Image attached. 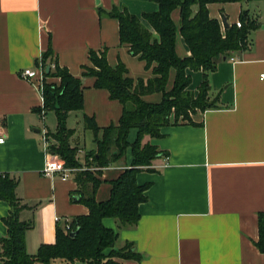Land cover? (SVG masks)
Here are the masks:
<instances>
[{
	"label": "crops",
	"instance_id": "crops-1",
	"mask_svg": "<svg viewBox=\"0 0 264 264\" xmlns=\"http://www.w3.org/2000/svg\"><path fill=\"white\" fill-rule=\"evenodd\" d=\"M116 6L139 15L154 30L143 18L144 12L158 10L153 0H0V133L5 135L0 143V174L19 178L16 192L25 203L20 218L31 222L25 233L29 254L37 253L43 243L55 242L58 224L88 214L89 209L73 197L81 168L66 177L60 170L53 175L45 172L46 161L56 159V154L45 148L44 135L56 132L58 123L55 131L42 125L49 111L44 108L43 88L23 72L43 64L45 81L60 82V77L47 73L57 64L68 68L83 78L84 109L76 115L84 122V114H89L101 127L117 125L122 102L112 98L107 88L96 87V77L82 76L85 66L92 64L90 51L107 49L110 64L123 62L135 80L155 74L146 60L121 42L119 19L109 14ZM242 10H249L260 26L251 31L247 49L221 58L211 71L210 93L218 97L219 105L197 110L192 122L164 125L162 137L148 136L146 141L167 153L137 173L140 184L150 182L145 191L148 200L139 204L140 219L131 227H120L111 216L103 219L105 226L119 231L116 247L131 242L141 255L117 257L115 264H264L258 244L264 222V0L209 4L211 16L224 28L225 18L232 24L240 20ZM172 13L179 25L180 8ZM176 43L180 56L190 54L180 32ZM49 47L52 53L45 58ZM170 73L167 88L172 87L176 70ZM191 73L190 88L197 90L203 72ZM144 99L159 102L162 92L147 93ZM89 130L88 148L76 137V128L71 141L84 164L88 149L95 147ZM136 137L133 127L129 141ZM133 158L129 146L104 168L96 191L99 201L110 197L112 180L131 166ZM10 209L0 198V264H5L1 238L9 234L4 218Z\"/></svg>",
	"mask_w": 264,
	"mask_h": 264
},
{
	"label": "trees",
	"instance_id": "trees-1",
	"mask_svg": "<svg viewBox=\"0 0 264 264\" xmlns=\"http://www.w3.org/2000/svg\"><path fill=\"white\" fill-rule=\"evenodd\" d=\"M158 10L144 12L154 30L149 29L141 17L126 8L114 7L109 12L119 19L120 39L129 45L130 51L146 60V67L152 68V78L135 80L128 75L123 62L112 66L107 60V49L90 51L91 65L85 66L82 76L96 77L95 86L105 87L114 99L124 105L117 125L99 126L95 118L84 114L86 128L95 136V147L88 149L85 164L79 159L77 144L72 145L75 128L68 126L72 110L83 111V78L75 76L68 68L57 64L48 76H58L60 82H44L45 110H54L57 116L56 132H47L52 153L59 154L68 167L81 168L76 172L79 187L74 193L89 209L88 214L77 215L71 221L57 225V236L53 243H43L37 253L29 254L25 244V233L31 226L20 218L19 211L25 206L17 195L19 178L9 173L0 174V198L11 206L4 218L8 236L1 238V258L5 264H53L57 259L70 264H115L114 257L140 258L141 255L127 242L116 247L119 231L105 226V216L114 217L120 227L135 226L140 219L139 204L148 200L145 191L150 182L140 184L137 173L152 167L155 159L167 153L150 140L148 136L162 137L164 125L177 122H192V114L219 105L218 97L211 96L210 73L216 69L221 58L230 57L235 51L247 49L251 43L250 33L260 26L249 10H242L241 25L236 22L225 28L219 19L211 16L212 2H234L236 0H153ZM180 8L179 25L173 19V11ZM156 32V33H155ZM181 33L191 52L180 56L177 52V36ZM45 58L52 53V48ZM176 70L172 87L167 88L170 71ZM203 72L197 90L190 88L193 81L191 71ZM162 92L159 102L146 101L147 93ZM137 128V137L129 141L131 129ZM131 146L134 158L131 166L124 168L119 177L112 180L110 197L99 201L96 191L103 170L124 155ZM94 168V169H93ZM89 187V189H88ZM88 189V190H87ZM60 221V220H58ZM69 221V228L66 227ZM261 221V220H260ZM79 227L76 236L71 232ZM259 247L264 251V222L260 223ZM110 248L106 253V249Z\"/></svg>",
	"mask_w": 264,
	"mask_h": 264
},
{
	"label": "built area",
	"instance_id": "built-area-1",
	"mask_svg": "<svg viewBox=\"0 0 264 264\" xmlns=\"http://www.w3.org/2000/svg\"><path fill=\"white\" fill-rule=\"evenodd\" d=\"M237 25L240 26L241 25V20H237L236 21ZM234 59V58H232ZM23 76L28 77L29 79H32L33 81L37 82V84L43 88L44 82L46 80V78H44L45 76V70H44V66L43 64H41L39 67H27L25 68L24 72H23ZM264 76V74H263ZM44 145L45 148L47 150H49V139L47 138V134L45 133L44 135ZM5 141V135L3 133H0V143ZM56 159L54 160H47L46 164L44 166L45 168V172L48 175H53L54 171H62L63 176H68L70 175V172L73 171L76 167L72 168V167H68L65 164V161L63 158H61L59 156V154H56ZM168 157V156H166ZM70 224L69 221L66 224V227L69 228Z\"/></svg>",
	"mask_w": 264,
	"mask_h": 264
},
{
	"label": "rangeland",
	"instance_id": "rangeland-1",
	"mask_svg": "<svg viewBox=\"0 0 264 264\" xmlns=\"http://www.w3.org/2000/svg\"><path fill=\"white\" fill-rule=\"evenodd\" d=\"M77 110H73L69 119H68V125L70 127L76 128V137L80 139V143L83 147H89L92 143V137L90 136V130L85 127V123L80 119L79 116H77ZM57 118L56 113L54 110H49L47 112V115L44 119V124H42L45 128L50 129L52 131H55L57 126ZM81 158H84L83 154H80ZM109 252V251H107ZM106 252V253H107ZM117 258V257H114ZM63 261H65L63 259ZM57 264V263H56ZM65 264H70L69 262L65 261Z\"/></svg>",
	"mask_w": 264,
	"mask_h": 264
},
{
	"label": "water",
	"instance_id": "water-1",
	"mask_svg": "<svg viewBox=\"0 0 264 264\" xmlns=\"http://www.w3.org/2000/svg\"><path fill=\"white\" fill-rule=\"evenodd\" d=\"M224 22H225V26H229V23L227 22L226 18H225V21ZM49 69H50V66L47 67V71H49ZM76 197L78 199H80V195L79 194H76ZM78 231H79V227H77L75 230H73L71 232V236H76V234L78 233Z\"/></svg>",
	"mask_w": 264,
	"mask_h": 264
}]
</instances>
